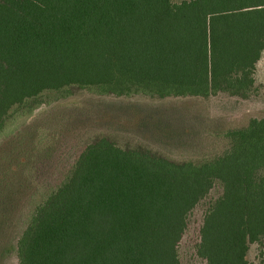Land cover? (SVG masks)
<instances>
[{"label":"trees","instance_id":"1","mask_svg":"<svg viewBox=\"0 0 264 264\" xmlns=\"http://www.w3.org/2000/svg\"><path fill=\"white\" fill-rule=\"evenodd\" d=\"M263 55L264 0H0V237L31 205L16 245L0 238L2 256L182 264L204 206L199 264H252L251 245L264 246V118L180 160L103 133L67 149L91 124L136 122L168 143L185 133L180 113L110 98L246 99Z\"/></svg>","mask_w":264,"mask_h":264},{"label":"rangeland","instance_id":"2","mask_svg":"<svg viewBox=\"0 0 264 264\" xmlns=\"http://www.w3.org/2000/svg\"><path fill=\"white\" fill-rule=\"evenodd\" d=\"M255 81V88L251 96L246 99L232 97L225 93H218L209 99L183 97L160 100L143 96L127 98L112 97L110 98L112 101H124L134 105H148L152 109L155 108V111L157 108L163 113L167 111L178 112L180 114L176 115V117H179V125L184 129L183 132L185 133L179 131L180 136L178 138L173 136L174 138L172 137L167 143L160 139L161 136L158 134H152L145 128L136 127V122H130L131 124L100 125L99 127L94 124L84 125L76 140L70 143L67 151L72 150L70 157L78 155L88 143L98 134L101 135L102 133L121 141H123L122 139L125 141L134 140L150 144V146L156 149L167 152L177 160L184 159V157L192 155L195 151L203 152L206 147L207 149H214L213 146H216V144H213V142L219 133L221 135L228 129L246 126L251 119L264 118V55L257 64ZM90 96L92 95L85 92L76 94L73 98L64 101L62 107L65 105H82V102L89 100ZM44 109L41 108L29 116L20 118L16 126L30 123L38 116L43 115L47 110ZM204 140L206 147L203 146ZM210 151L208 150L207 153ZM30 207L31 205L25 204L24 211L15 216V224L18 223V226H16V229L15 226H12L5 235H2L0 237L2 241L6 237L10 240L13 238L12 244L16 245L18 234H20L19 232L23 228L19 226V220L23 219V214L29 213ZM203 212L204 206H200L191 217L190 229L181 244L182 264L200 263L196 257L194 247L198 239ZM2 241H0V244ZM249 258L252 264H264V246L259 244L251 245ZM0 264H17L16 253L9 251L4 257L0 250Z\"/></svg>","mask_w":264,"mask_h":264}]
</instances>
